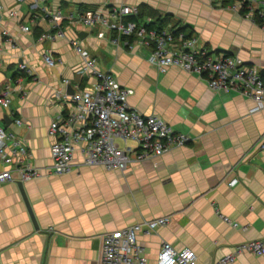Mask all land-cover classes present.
Listing matches in <instances>:
<instances>
[{"label": "crops", "instance_id": "0c3cea01", "mask_svg": "<svg viewBox=\"0 0 264 264\" xmlns=\"http://www.w3.org/2000/svg\"><path fill=\"white\" fill-rule=\"evenodd\" d=\"M34 3L0 0V93L8 89L11 96L9 109L0 116L7 130L26 140L29 162L42 169L32 180L0 183V264H99L103 234L161 216H168L169 222L138 233L148 264L155 263L164 241L177 250L192 249L196 264H217L246 241L264 244V149L259 147L264 143V108L251 112V99L212 90L197 73L175 66L160 71L148 61L146 48L115 44L113 34L100 26L89 29L62 18L63 37L39 40L52 30L46 10L59 9L66 17L122 3H146L172 13L179 25H188L198 45L237 56L264 75L262 21L233 11L227 1ZM21 25L30 30L22 31ZM81 31L86 32L82 39ZM74 39L96 58L100 69L130 89L132 108L159 115L188 135V143L157 159L133 162L124 172L78 165L68 173H46L54 140L48 126L66 110L63 95L94 81L78 73L82 60L70 42ZM45 50L59 60L52 67L42 60ZM20 62L31 74L19 69ZM16 117L22 125L14 124ZM233 178L236 183L229 185ZM219 214L237 226L231 227ZM228 264H264V253H241Z\"/></svg>", "mask_w": 264, "mask_h": 264}, {"label": "built area", "instance_id": "2783aa9c", "mask_svg": "<svg viewBox=\"0 0 264 264\" xmlns=\"http://www.w3.org/2000/svg\"><path fill=\"white\" fill-rule=\"evenodd\" d=\"M37 1L34 7H37ZM211 1H227L230 9L242 12L244 17L252 21L263 19L261 25L264 26V0ZM9 14L15 16L16 11L11 10ZM46 14L52 30L41 34V41L64 36L62 18L70 24L81 23L89 29L100 26L113 34L111 41L115 44L130 50L146 48L148 61L160 71L175 66L197 73L205 78L212 90L233 91L251 99L254 103L251 112L264 108V75L256 66L245 63L237 56L210 51L198 45L193 34L188 35L173 23L164 27L151 25L150 17H138V4L122 3L105 9L78 12L76 16L65 17L59 9L53 12L46 10ZM20 28L22 31L30 30L28 25H21ZM3 34L8 36L6 31ZM7 40L14 44L11 37L8 36ZM70 42L82 60L78 73L92 77L94 81L82 88L77 85L74 92L63 95L66 110L52 119L48 126V134L54 140L50 147L51 164L45 169L46 173L64 174L78 165L102 166L107 170L124 172L133 162L157 159L166 151L188 143V135L175 131L159 115H144L132 108L128 103L130 89L121 85L111 72L100 69L96 58L79 41L74 39ZM41 57L50 67L59 61L47 50L42 52ZM18 66L31 74L26 63L20 62ZM64 82L69 81L64 79ZM56 97L61 98L59 93ZM10 103V93L5 89L0 93V111L8 110ZM2 120L0 116V183L26 182L41 176L42 169L28 160L26 140L7 130ZM13 122L17 126L23 124L19 117ZM259 147L264 149V143ZM236 181L231 179L229 185H234ZM219 215L231 227L237 226L228 217ZM168 222V216H161L103 234L99 264H148L138 244V233ZM245 252L261 255L264 244L260 240L241 243L232 252L221 256L217 264L232 263L238 254ZM196 260L197 255L192 249L177 250L164 241L154 264H196Z\"/></svg>", "mask_w": 264, "mask_h": 264}, {"label": "trees", "instance_id": "16d2710c", "mask_svg": "<svg viewBox=\"0 0 264 264\" xmlns=\"http://www.w3.org/2000/svg\"><path fill=\"white\" fill-rule=\"evenodd\" d=\"M84 10V9H83ZM139 18L144 19L145 17H150L152 20L151 25H156L159 27H164L168 23H173L176 26H179V30L187 32V29L189 28L188 25H179L180 22L178 20H175V17L172 13L168 12H161L157 9H154L153 7L149 6L146 3L139 4ZM258 21H262L263 19L258 18ZM188 35L192 34V31L187 32Z\"/></svg>", "mask_w": 264, "mask_h": 264}, {"label": "water", "instance_id": "95a60500", "mask_svg": "<svg viewBox=\"0 0 264 264\" xmlns=\"http://www.w3.org/2000/svg\"><path fill=\"white\" fill-rule=\"evenodd\" d=\"M85 35H86V32H85V31H81V32H79V37H80L81 39H82ZM4 119H5L6 124H7V123H8V121H7V117H5Z\"/></svg>", "mask_w": 264, "mask_h": 264}, {"label": "rangeland", "instance_id": "374dc122", "mask_svg": "<svg viewBox=\"0 0 264 264\" xmlns=\"http://www.w3.org/2000/svg\"><path fill=\"white\" fill-rule=\"evenodd\" d=\"M175 17V16H174ZM176 19V18H175ZM82 26V25H81ZM80 27V26H79ZM75 29H77V28H75Z\"/></svg>", "mask_w": 264, "mask_h": 264}]
</instances>
